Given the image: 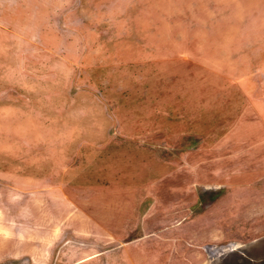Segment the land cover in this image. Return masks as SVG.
Here are the masks:
<instances>
[{
  "label": "rangeland",
  "instance_id": "obj_1",
  "mask_svg": "<svg viewBox=\"0 0 264 264\" xmlns=\"http://www.w3.org/2000/svg\"><path fill=\"white\" fill-rule=\"evenodd\" d=\"M262 1L260 8L264 9ZM192 6L193 0H68L63 6L54 4L52 38L47 42L53 54L51 59L42 58L46 63L37 68V78L44 80L21 86L22 100L16 106L36 111V117L31 118L32 145L2 147L9 159H21V174L28 175L48 172L55 166L46 165V156L58 165L66 151L71 150L72 155L82 142L101 148L162 146L165 156L175 153L180 158L174 172L180 177L182 196L168 199L165 222L116 231V243L110 245L116 255L130 248L136 253L134 264L139 259L141 264H264V155L262 150L256 151L252 158L253 151L244 150L246 145L247 149L264 145V134L250 138L244 131L236 135L231 130L232 120L239 112L245 113V91L231 82L242 71L222 64L221 55L206 53L215 39L196 31L190 35L185 15L191 13ZM40 42H44L42 37L37 39V44ZM246 57L252 59L251 54ZM263 58L264 54L253 56L254 63H260L250 79L264 76ZM233 110L231 122L226 124L221 113L229 115ZM44 114L47 117L40 118ZM227 130L233 134L229 133L225 143L221 137ZM27 131L18 129L15 137L27 136ZM154 152L163 157L161 150ZM222 154H228L231 170L224 162L226 171L220 173ZM9 159L6 168L12 169ZM165 162L162 174L170 177L173 165ZM151 163L147 166L150 173L157 170ZM140 169L139 164H133L125 174L135 176ZM205 171L215 175L208 186L213 192L191 198L183 182L189 186L192 181H185L191 174ZM233 173L243 178L234 183L243 190L226 192L228 207L217 218L210 214L205 222L199 218L201 211L218 198L215 196L223 186H231L227 174ZM245 177L250 178L245 181ZM193 183L200 194L201 185L207 182ZM169 184V178L162 183L165 187ZM173 207L180 212L172 213ZM190 221L194 229L189 228ZM82 237L87 242L93 238L87 229ZM144 243L152 248L148 256L141 255ZM110 246L96 247V252H88L93 248L89 245L76 244L74 249L94 263L101 255L109 256L99 248ZM9 248L0 246V264H31L26 252L12 256ZM51 250L54 253L55 247Z\"/></svg>",
  "mask_w": 264,
  "mask_h": 264
},
{
  "label": "crops",
  "instance_id": "obj_2",
  "mask_svg": "<svg viewBox=\"0 0 264 264\" xmlns=\"http://www.w3.org/2000/svg\"><path fill=\"white\" fill-rule=\"evenodd\" d=\"M255 1L257 5L254 7ZM259 1L263 2L193 0L191 13L185 15L190 35L196 31L199 36L215 39L214 47L210 51L206 49V53L221 55V62L225 61L222 64L242 71L231 82L237 85L238 90L245 91V104L242 107L245 108V113L239 112L230 125L236 135L244 131L250 138L260 132L264 134V76L257 75L256 79H250L253 69L260 63L255 64L253 56L264 54V9L260 8ZM66 3L68 0H0L1 147L32 145L31 118L36 117V111L31 107L27 110L16 108L19 106L17 102L22 100L20 87H30L38 82L42 83L39 80H44L37 78V68L46 63L40 61L42 58L51 59L53 54L52 45L47 43L52 38V9L54 4L63 6ZM199 29H203L205 33H200ZM38 37H42L44 42L37 44ZM221 38L224 39L220 40ZM247 54L252 55L251 60L246 57ZM217 64L220 66V63ZM46 67L47 64L42 68ZM45 83L47 84L46 80ZM239 109L238 106L236 111ZM234 111H230L229 115L227 111H222L223 122H231ZM45 117L47 116L44 114L40 118ZM24 128L28 130L25 133L27 136H18L17 139L16 131ZM223 133L225 136L221 138L226 143L229 133H233L229 130ZM136 146H141L142 149L133 145H105L101 148L82 142L72 155L69 154L71 150L66 151L60 162H57L60 163L58 165H54L46 156L43 159L46 165L55 166L48 172H33L28 175L21 174V159L18 157L17 162L15 157L9 159L5 156L4 147H0V246H9L12 256L26 252L31 264H134L136 253L132 249L124 248L118 256L112 249L113 246H110L116 243V231L148 228L150 223L153 225L159 220L164 221L169 213L165 206L168 199L171 195L173 198L181 197L184 191L179 175L174 172L176 162H180L178 155L173 153L171 157L165 156L163 147L159 145ZM244 148L248 152L253 151L252 158L256 151L262 150L264 155V145L255 149L254 146L247 149L246 145ZM159 150L163 157L154 152ZM227 155L219 156L220 173L226 171L222 168L224 162V167L231 170ZM8 159L13 165L12 169L6 168L10 164ZM166 160L173 165L170 177L162 174L167 165ZM150 163L157 167L152 173L147 170ZM133 164L141 166L140 173L135 176L125 174L132 170ZM115 170H119V173L114 172ZM122 171H125L124 174H120ZM214 177L213 173L206 171L193 173L185 181L192 183L186 186L183 182V186L185 190L187 188L191 198L206 197L207 193L214 190L208 187ZM166 178L171 181L167 187L162 185ZM227 178L231 179V186H223L220 194L215 196L218 198L201 211L199 218H203L205 222H209L210 214L217 218V214L223 213L220 211L228 207L226 192L229 194L243 190V187L234 184L243 180L239 173L227 174ZM249 178L245 177L244 180ZM197 181L207 182L201 185L204 187L199 191L200 194L194 189L193 182ZM177 212H180L179 208L173 207L172 213ZM193 226L190 221L189 228L194 229ZM86 229L93 237L88 242L82 237ZM76 244L81 247L93 246L88 252H96V247L100 246L111 248H99L98 251L105 250L109 256L101 255L94 263H89L85 260L87 255L80 257L79 249H74ZM51 247H55L54 253L50 251ZM142 249V256H148V251L152 250L147 243L142 244ZM2 255L3 252L0 251V257ZM145 259L147 261L146 256ZM138 262L137 264H141L140 259Z\"/></svg>",
  "mask_w": 264,
  "mask_h": 264
}]
</instances>
